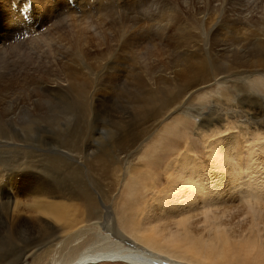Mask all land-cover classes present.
<instances>
[{
    "label": "rangeland",
    "instance_id": "374dc122",
    "mask_svg": "<svg viewBox=\"0 0 264 264\" xmlns=\"http://www.w3.org/2000/svg\"><path fill=\"white\" fill-rule=\"evenodd\" d=\"M54 1L57 2L58 0H46L45 5L43 4V8L46 7L45 10H42L43 14L50 17L46 19L47 21L44 20L43 29L46 31L55 27L56 29H54L61 33V36L56 40L57 44H54L56 45L54 49L58 45V55L56 54L53 59L51 56L43 55L42 61L44 62H40L43 64L42 66L40 63L31 66L27 59H15V54L18 55L17 57L20 55L12 52L10 56L15 59L12 61L14 69L8 71L11 72V75L4 77L6 82L2 86L3 89L0 90V93H2L0 94V110L9 109V114L13 112L12 115L16 116V118L14 116L13 121L7 117L8 122L0 119V264H67L86 250L128 249L131 246L129 241L141 246V243L135 240L134 235L131 233L155 227L157 221H161L169 215L165 212H158L162 202H165V204L162 203V205H165L164 207H169V198H171L170 190L166 188L168 175L163 172L168 161L172 160L169 154L186 149L185 145L187 146V141H189L195 151L200 154L198 155L200 162L205 164L209 159H207L205 153L206 146L202 139L204 138L203 133H205L204 131L210 133V130H212L210 138L221 139L222 143L230 139L228 141L234 144L233 148L236 151H233L236 158L238 159L241 154L243 156L242 162L239 159H235V162L241 163L243 169H246L249 160L248 145H253L252 150L256 149L257 136L262 134L260 136L264 137V67L257 66L253 68L251 65H243L236 69L232 65V59L235 56L246 59L252 54H256L257 58V55L264 58V25L260 27L259 23V19L264 14V0H230V4L225 3L223 8L219 7L221 10L219 14H216L218 20L213 25L214 27L209 28V25L205 22L204 25L198 27L199 30L194 29V26L191 34H195L196 38L194 39L199 40L193 41L194 39H192L191 41L190 39L191 42L186 40L187 43L184 42L179 30L180 25L176 23L164 25L167 34L165 35L166 38L165 36L162 37L163 40L160 37L163 29L160 21L144 20L139 22V25H135L136 31H129L131 26L128 28V25L125 24L127 19L124 13L131 7L137 10V7L143 5L139 0L129 2L110 0L111 7L115 6L116 10L119 8L117 11L121 12L120 15L115 14V11L109 12L111 17L107 15L105 10L108 8L99 0H85L88 9L92 11L90 15H88V11L83 12L77 0H59V5H64L66 2L69 4V7L62 6L60 10L54 6ZM113 1L115 2L113 3ZM152 1L155 3L153 5L155 7L152 6L149 11L156 15V19H161L164 2L160 4L157 3L159 0ZM80 2L82 3V0ZM11 3L20 8L24 18L29 17L38 8L35 0H13ZM118 4L121 6L118 7ZM179 5L181 12L176 11L181 15L183 24H193L199 15V19L202 18L203 15H201L198 8L195 9L200 14L196 18H185L191 16L186 13L189 8L185 6L184 0ZM171 6L174 7L173 4ZM23 7L27 9L25 13H23V10H25ZM99 7L102 9L98 12ZM145 7L143 5V8L139 10H144ZM210 12H213V10L211 9ZM67 15L71 16L70 21H67L65 17ZM87 15L89 18L91 17L93 22L96 19L100 23L104 21L106 26L103 31L105 33L103 34L104 37L97 38L93 35L94 32L91 34L90 29L86 30L83 37L78 28H72V18L73 21L77 22L78 18L88 19ZM107 16L116 20L119 18L124 23L122 25L125 28L122 29L120 27L122 25L119 24H116L119 26H115L109 23L111 19L109 20ZM102 19L104 20L102 21ZM1 24L8 31L5 30L6 32L1 33L3 36H0V47L9 48V46H14V43L22 44L29 40L35 41V39L28 38V33H26V36L25 27L17 26L16 23L7 19H3ZM71 31H76L78 34ZM250 35L251 37H248ZM77 44L79 47H84L81 49L84 50L83 57L86 60H82V63H79L78 66L72 64L71 67L72 71H75L72 75L80 81L82 87L81 83L86 82V89L81 88V94L78 90L76 91L72 87L69 88L65 81H61L63 83V87H61L55 84L56 78L46 77L47 72L59 71L63 68L66 61L60 55L68 49L69 51H66L64 55L71 53V48H77ZM153 46H156L157 49H153ZM203 46L207 47L204 48ZM211 48H214V50ZM223 48L228 49L230 52L224 53L220 50ZM184 51L187 52L186 56H184ZM192 51L194 54L197 53L195 56L201 57L200 66L195 65L196 68L193 67V72L188 71L186 74L179 72L177 69L175 71L172 64L176 60L190 59ZM213 51L217 53L214 52V54ZM248 53L249 55H247ZM242 54L243 56H241ZM215 55H217V58ZM10 56L8 57L11 61ZM57 56L59 57L57 58ZM191 62L192 64L195 63L192 58ZM225 65L228 67L226 68ZM52 66L56 69L50 68ZM77 68L81 71V74L77 72ZM257 69L263 71H256ZM250 71L253 73H249ZM257 75L258 78H256ZM225 77L227 78L225 79ZM42 85L46 87L44 88ZM51 85L59 86V88L54 87V89H51ZM35 99L42 101L41 104H36L38 108H34ZM34 109L40 110V112L39 110L37 112L38 119L34 118V115L37 114ZM93 109H97V111ZM240 110H244L249 115L243 113L244 116H241L239 114ZM46 111L51 114V121L44 119ZM186 114L190 116L187 117ZM246 118L254 123V127H248L251 123L247 122ZM240 127H246V130L244 128L240 129ZM168 128L170 130H167ZM23 129H30L31 132ZM165 130L168 132L163 133ZM254 130H257L258 133ZM227 131L228 133H226ZM165 134L168 136L166 137ZM159 137L162 138V144ZM224 138L228 139L224 140ZM235 138H238V141ZM156 139L158 140L156 141ZM153 141L158 143L152 144ZM236 141L239 142V146L235 144ZM251 141H254V144ZM146 145L148 153L145 150ZM236 145L239 148H236ZM167 148L170 149L167 150ZM155 151L158 153L156 162L150 159L141 160L142 155L154 153ZM261 152L264 151L260 150L255 155L260 158L261 167L263 165L262 169H264V155ZM251 153L254 154V151ZM252 157L255 158V156ZM88 159L93 160L89 161ZM115 164L119 166L117 167ZM122 164L123 166H121ZM203 169L202 167L201 171ZM150 170H153V172ZM157 172H161V175L164 173V175L157 185H152L153 175ZM126 175L128 176L126 177ZM131 175H134L135 178ZM259 175L257 179L261 181L263 177L262 174ZM111 177L113 178L111 179ZM148 177L150 180L147 179ZM133 178L137 179L139 184L135 185ZM117 180L121 182L115 183ZM42 182L46 183L43 184ZM41 185H46L43 186V189L47 187L48 190L56 193L55 196L49 199L44 198L46 202L56 203L59 201V203L65 202L69 205L65 215L68 219L73 220L74 225L71 228L62 229L65 226L63 222L57 221L56 223V220L51 218L50 215L44 216L43 213L34 212L39 202L41 204L46 203L42 198V194H38L39 196L36 194ZM32 193L35 194L32 195ZM133 195H136L137 199ZM41 199L43 202H41ZM14 204L18 206V209L15 208L16 211L14 210ZM2 205L3 207H1ZM8 209L9 211H7ZM35 213L41 214V216L38 215L37 217ZM242 218H240L241 221L244 220ZM14 220L15 223L11 222ZM165 224L159 223L157 226L162 227ZM42 230H45V232ZM147 248L158 256L186 260L195 264H209V262L201 261L199 257L192 256L182 250H171L164 247L160 249L150 245ZM234 250L236 252L230 254V259L225 264H264V254L258 258V255H254V253L244 255V251L240 250L238 246H234ZM97 264L128 263L105 261Z\"/></svg>",
    "mask_w": 264,
    "mask_h": 264
},
{
    "label": "bare ground",
    "instance_id": "6f19581e",
    "mask_svg": "<svg viewBox=\"0 0 264 264\" xmlns=\"http://www.w3.org/2000/svg\"><path fill=\"white\" fill-rule=\"evenodd\" d=\"M11 1L13 2V0H0V31H1L0 32V36L1 37L3 36L1 33L8 31V29L6 27H3L2 24H1L3 19H7L9 21H12V22L16 23L17 26H20V27H23V28L25 27V30H24V31H26L25 34L28 33V35H29L28 38L29 39H35V41L34 40H29L28 42H25V43H22V44H15L14 43V46H11V47L9 46V48L0 47V90H1V88L3 89L2 86L5 85V82H6L4 80V77L8 76V75H11V72H8V71H11L12 69H14V65H13L12 61H14L16 58H18L19 60L20 59H27V61L31 64V66H32V64L35 66V65H38L40 62L41 63L44 62V61H42L43 55H46L48 57L51 56L52 59L55 58L56 57L55 55L56 54L58 55V51H57L58 45H57V48L54 49L55 46H56L54 44H57L56 40H57V38H59L61 36V33H59L58 31L55 30L56 29L55 27H54L55 29L54 28L53 29L49 28L46 31H44V29H43L44 28V24H45L44 20H46L47 18H50L49 15L46 16L42 12V10L46 9V7H45V9L43 8L44 7L43 4L45 3L46 0H35V2H37V4H38V5L36 4L38 6V8H36V10L34 12H32L30 14V16L27 17V18H24V15L21 14L20 8L15 6V5H13L11 3ZM58 1L57 2L54 1V3H53L54 6L56 8H58V10H60L62 6L63 7L66 6L65 8L69 7L68 2H66L64 5H59ZM77 1L81 5V7L83 9V12H85V11L87 12L88 11L89 14L88 13L87 14L90 15V12H92V11H90L88 9V5L85 4L86 1L82 0V3L80 2L81 0H77ZM100 1H102L103 5L106 6L109 9V11H107L108 9H105L106 12H107V15H109V12L112 13L113 11L116 12L115 14L120 15L121 12L119 13L117 11V10H119V8L116 10L115 6L111 7L110 0H99V2ZM124 1L129 2L131 0H124ZM139 1L142 2V4L146 6L144 8V10H139L140 8H143V5H140L139 7H137V10L134 7H131L126 13H124L125 18L127 19V23H125V24L128 25V28L131 26V29L129 31L132 32L133 30H135V28H136L135 25H139L138 24L139 22H143L144 20H151V21H155L156 20V21H160V25H162L163 29H162V33L160 35V37L162 38V37H164L167 34V31H166L167 29H166V26H164V25L167 24V23H171V24L176 23V24L180 25L179 30L181 31L182 37L184 38V42H186V40H187V42H189L190 39L192 41V39L196 38L195 34H191V30H192V28L194 26H195L194 29H198L199 26L204 25V22L207 25H209V28L211 26H213L215 24V22L218 20V18H217L218 16H216V14L220 13L219 11L221 10V8H223L225 6V3L226 4L227 3L230 4V0H184L185 6L187 8H189L186 13H188V15H191V16H187L185 18H188V17L196 18V16H198V14H200V13L203 16H201L202 18L199 19V16H200L199 15L197 17V20L193 24H188V23H184L183 24L181 15L176 11V10H178L179 12H181V8H179V6H180L179 4H180V2H182V0H177V1H174V0H159V1H157V3H160V4L162 2H164V9H162L163 11L161 10L162 11L161 19H156V15L152 14L149 11V9L153 5H155V3L152 0H139ZM154 1H156V0H154ZM197 1H199V2H197ZM114 2L115 1H113V3ZM216 3H217V5H216ZM171 4H173L174 7H172ZM9 6H10V9L8 10ZM117 6L120 7L121 5L118 4ZM134 6H135V4H134ZM191 6H192V9H191ZM153 7H155V6H153ZM219 7H221V8H219ZM195 8H198L200 13ZM23 9H25V8L23 7ZM82 9H80V10H82ZM98 9H99L98 10V12H99V11H101L100 9H102V8L99 7ZM211 9L213 10V12H210ZM157 10H159L158 7H157ZM26 11H27V9L23 10V13H25ZM183 13L185 14V12H183ZM42 14H43V16H42ZM100 14H101V12H100ZM115 14H112V15H115ZM88 15H87L88 19L83 18V17H82V19H80V18L77 17L79 19L77 22L73 21V18H72V20H71L72 28L73 27H75V29L78 28L80 34L83 37L85 36V32L88 29H90L92 31L91 34H93V32H94L93 35L97 36V38L104 37L103 34H105V33H103V31H104V29H106V26H105L104 21H103L104 19H102L103 23L102 22L100 23L99 21H97V19L95 21L94 18H93V20H94V22H93L91 20V17L89 18ZM109 16L111 17V14ZM182 16H183V14H182ZM60 17H61V15H60ZM65 17H66L67 21H70L71 16L67 15ZM110 17H108L109 20L111 19ZM239 17H241V16H239ZM244 17H242V18H244ZM104 18H106V17L104 16ZM89 19H90V21H89ZM109 23H112L115 26H119V25L124 24V23H122L119 20V18L117 20L112 18L111 22H109ZM259 23L261 25L260 27H263V25H264V14H262L261 18L259 19ZM116 24H119V25H116ZM120 27L122 29L125 28L123 25L120 26ZM203 29L205 31L204 27H203ZM207 31H210V30H207ZM71 32H76V31H71ZM251 33H253V31H251ZM254 33H255V31H254ZM19 34H21V33H19ZM22 34H23V32H22ZM75 34H78V33L76 32ZM202 34L204 35V33H202ZM126 35H127V33H126ZM198 35H200V34H198ZM26 36H27V34H26ZM200 36H202V35H200ZM253 36H254V34H253ZM86 37H88V36H86ZM248 37H251V35L248 36ZM24 38H27V37H24ZM165 38H166V36H165ZM187 38H189V39H187ZM162 40H163V38H162ZM164 40H168V39H164ZM195 40H199V39H194L193 41H195ZM211 40H210V42H211ZM21 42H22V40H21ZM181 43H183V42H181ZM181 43H179V44L182 45ZM166 44L168 45V42ZM202 44H205V43H202ZM59 46H62V45H59ZM76 47L79 48V49L77 50V48H75V49L71 48V50H70L71 53H66V55H64V53L67 51V50H65V52L63 54H61L60 57L63 56L62 58L66 61V62H64L66 64H64L62 62L64 64V66H63V68H61V70H59V71H53L52 70V72H47L46 77L50 78L52 76L53 78H56L55 79V84L59 85L61 87H63V83L62 82L65 81L66 85H69V88L72 87L76 91L78 90L80 92V94H81V92H82L81 88H85L86 89V86H85L86 82L85 83H81L83 85V87L80 85V83H79L80 81L76 77H74L72 75L74 70L72 71L71 65L72 64L73 65L76 64L78 66L79 63H82V60H86V59L83 57L84 50L81 49L83 46L79 47L78 44H77ZM163 47H165V46H163ZM206 47H204V48H206ZM213 47H216V46H213ZM154 48L157 49L156 46L155 47L153 46V49ZM190 48H193V47H190ZM196 49H198V48H196ZM211 49L214 50V48H211ZM220 50L224 51V53H227V51L230 52L226 48H223V49H220ZM220 50H216V51H220ZM61 51H62V49H61ZM68 51H69V49H68ZM198 51H199V49H198ZM216 51H213V53L214 52L217 53ZM12 52H16L20 56L17 57L18 55L15 54L16 57H15V59H13L10 56L12 54ZM194 52L190 55V59H188V60H187V58H185L183 61L182 60H180V61L176 60V62H174L172 64V66L175 68V71L177 69L179 72H181L183 74H186L188 71L193 72V67H195V65H199L200 66L201 57L199 58V57L195 56V54H197V53L194 54ZM184 53H185L184 56H186L187 52L184 51ZM180 54H181V52H180ZM188 55H189V53H188ZM247 55H249V53ZM8 56H10L12 58L11 61H10V58ZM198 56H199V53H198ZM215 56L217 58V55H215ZM223 56H225V55H223ZM241 56H243V54ZM257 56H258V58L256 57V54H252L251 56L247 57L246 59L245 58H238V57L235 56L234 59H232V65H234V67L236 69L237 68L239 69L243 65H245V66H250L251 65L253 68L254 67L256 68L257 66H263L264 67V58L262 56H260V55H257ZM58 57L59 56H57V58ZM212 57H213V55H212ZM191 58L197 64H195V63L192 64ZM176 59H178V58H176ZM41 63H40V65L42 66L43 64H41ZM228 63H230V62H228ZM223 65H224V63H223ZM203 66H205V65H203ZM225 66H226V68L228 67L227 65H225ZM217 67H218V65L216 66V68ZM38 68H42V67H38ZM50 68L56 69L54 66H52ZM223 69H225V68H223ZM38 70H41V69H38ZM76 70H78V68ZM85 70H87V69L85 68ZM259 70L263 71L262 69H259ZM259 70L257 69L256 71H259ZM77 72L79 74H81V71L78 70ZM222 73H224V72H222ZM249 73L252 74L253 72L250 71ZM257 73H255V74H257ZM259 74H260V72H259ZM182 76H184V75H182ZM252 77H253V75H252ZM226 78L227 77H225V79ZM256 78H258V75H257ZM198 79H203V78H198ZM58 80H60V81H58ZM188 80H191V79H188ZM192 81H194V80H192ZM205 84H208V83H205ZM111 85H109V86H111ZM42 86L44 88L46 87L44 85H42ZM59 86H54L53 85L51 87V89H54V87L59 88ZM240 87H242V86H240ZM48 90H50V89H48ZM206 91H208V90H206ZM0 94H2V93H0ZM77 94H79V93H77ZM77 97H78V95H77ZM35 100H36L35 105L36 104L39 105L42 102L41 100H38V99H35ZM238 101L239 100L237 99V102ZM35 105H34V108H38V106L36 105V107H35ZM81 106H83V105L81 104ZM88 109H90V108H88ZM13 110H15V109H13ZM38 110H35V112L37 113ZM93 110H95V109H93ZM244 110H240L239 114L241 116H244L243 115V113H245ZM5 111H6V114H5ZM95 111H97V109ZM39 112H40V110H39ZM12 114H13V112H12ZM12 114L11 113L9 114V109L8 110H5V109L4 110H0V119H3L5 122H8L9 121V120H7V117H8L9 119H12L11 121H13L15 115H12ZM245 114L247 115V113H245ZM90 115H89V117H90ZM9 116H12V117L10 118ZM186 116H187V114H186ZM189 116H187V117H189ZM15 118H16V116H15ZM34 118L38 119V113L34 115ZM21 119L23 120V118H21ZM21 119H19V120H21ZM44 119L46 121H51L52 120L51 114L46 111L45 115H44ZM247 122L251 123L250 119H247ZM256 122H258V121H256ZM180 124H181V122H180ZM253 124L254 123H251L250 125L247 124V125H248V127H250V126H253ZM26 126H27V124H26ZM176 126H178V125H176ZM233 126H234V123H233ZM237 126H238V124H237ZM29 128H30V126H29ZM235 128H237V127H235ZM243 128L245 129L246 127H243ZM243 128L240 127V129H243ZM23 130H25V131L29 130L31 132L30 129H23ZM167 130H170V129L168 128ZM167 130H165L163 133L168 132ZM248 130H250V129H248ZM258 130H260V129H258ZM3 131H5V130H3ZM211 131L212 130H210V133L204 131L205 132V133H203V137L204 138H202L203 141H204L203 143L206 146L205 153L207 154V159H209L208 161H206L205 164L200 162V157L198 156L200 154H198L195 151L194 147L192 146L191 142H189V141H187L188 145L187 146L185 145L186 149L179 150V152H173V154H171V155L169 154V156H171L172 160L168 161V163L166 164L165 169H164L163 172L166 175H168L167 176L168 185H167L166 188L168 190H170L171 198H169L170 199L169 207H164L165 205H162V203H163L162 202L160 207H159V210H158V212H165L166 214H169V215L165 219H163L161 221H157L155 223V227H151L148 230H142V231H138L137 230L135 232L133 230L134 233H131V234L134 235L135 240H137L139 243H141V246L140 245L138 246V244L129 241V244H131V246L128 249H125V248L124 249H117V250H115V249L106 250L105 249V250H93V251H87L86 250L84 252H81L79 255H77V257L74 258L72 261L70 260L67 264H97V263H101V262H105V261H110V262L111 261H119V262H124V263H128V264H195V263L188 262L186 260L182 261V260H177V259H171V258H168L166 256H162V255L158 256L151 249L147 248V246H149V245L153 246V247H158L160 249L164 247V248L171 249V250H173V249L174 250H182V251H184L186 253H190L192 256L195 255V256L199 257L201 261H204L206 263L209 262V264L210 263L211 264H225L228 261V259H230V254L236 252V250H234V246H238L240 250H243L244 251V255H251L252 253H254V255H258V258H260V256H262L264 254L263 253V248H264V169H262L263 165L261 167V163H260V160H259L260 158H257L256 157L257 155H255V154L259 153L260 150L264 151V137L260 136L262 134H259L257 136L258 139H257V142H256L257 144L255 143L256 144L255 145L256 149L254 148L255 150L254 149L252 150V146L253 145L252 146L250 144L248 145L247 149L249 151L248 152L249 153V155H248L249 160L247 161L246 169H243V166H242L241 163L238 164L237 161L235 162V159L236 160L239 159V161L242 162L243 156L241 154L238 157V159L236 158V156L234 155V151H233V150H235L233 148L234 144H231V141H228L230 139L224 138V140L225 139H228V140L222 143L221 139L217 140V139H213L212 137L210 138V136H211L210 134H212ZM235 131H233V132H235ZM254 131H256V133H258L257 130H254ZM20 133H19V135H20ZM226 133H228V131ZM237 133H240V132H237ZM165 135H163V137H165ZM201 135H202V133H201ZM201 135H200V137H202ZM167 136L168 135H166V137ZM221 138H223V137H221ZM239 138H241V137H239ZM157 140L158 139H156V141ZM159 140L161 141L162 138L160 139V137H159ZM235 140L238 141V138L237 139L235 138ZM154 141L152 142V144L153 143L154 144L158 143V142L155 143ZM237 141L235 142V144L239 143V142L237 143ZM146 142H148V141H146ZM162 142L163 141H161V144H162ZM251 142L253 143L254 141H251ZM149 143H151V142H149ZM229 146H230V148H229ZM238 146H239V144H238ZM146 147H147V145L145 146V150L147 152L148 148H146ZM167 147H169V146H167ZM242 147L244 148L245 146H242ZM242 147H240V148H242ZM236 148H239V147H237V145H236ZM143 149H141V150H143ZM169 149L167 148V150H169ZM149 150H152V149H149ZM153 150H155V149H153ZM88 151H90V150H88ZM116 151H118V150H116ZM252 151H254V154L251 153ZM147 153L140 157L141 160L142 159H150V160H153L154 162H156V160L158 158L157 151H155L154 153H149V154H147ZM261 153H263V155H264V152H261ZM82 154H84V153H82ZM90 154L95 155L93 153H90ZM96 154L100 155L98 152H96ZM132 156H134V155H132ZM252 156H255V158H253ZM74 158H75V156H74ZM132 158H130V159H132ZM76 159H77V157H76ZM127 159H129V158H127ZM88 160L92 161L93 159L92 160L88 159ZM88 160H87V162H88ZM75 161H73V162H75ZM146 161L149 162L148 160H146ZM153 161H150V162H153ZM109 162H112V161H109ZM126 162H128V161H126ZM90 163H93V162H90ZM90 163H89V165H91ZM128 163H132V162H128ZM78 164H80V163H78ZM135 164H134V166H135ZM82 165H84V164H82ZM121 166H123V164ZM141 167H143V166H141ZM149 167H151V166H149ZM202 167L204 169L201 171ZM239 168H241V169L239 170ZM123 169H125V168H123ZM138 169L136 170L137 172H138ZM146 169H149V168H146ZM131 170H134V169H131ZM150 171L153 172V170H150ZM245 171H246V173H245ZM71 172L73 173V171H71ZM152 172H150V173H152ZM242 172L244 174H241ZM164 173L162 175H161V172H157V174L154 173L155 175H153V184L152 185H157L159 183V181L162 179V176L164 175ZM259 174H262L261 176L263 177L261 179V181H258V179H257V177L260 176ZM128 175H126V177ZM131 176L135 178L134 175H131ZM112 178L113 177H111V179ZM121 178H119V179L121 180ZM134 178H133V183L135 185L139 184V181L137 179H134ZM147 179L150 180L149 177ZM40 181H42V180H40ZM43 181H44V179H43ZM14 182L17 183L15 180H14ZM117 182H118V180L115 183H117ZM120 182H118V183H120ZM42 183H40V184H42ZM45 183H43V184H45ZM46 185H43V186H46ZM13 186H14V184H13ZM43 186L42 185L39 186V190L36 193L37 195L38 194H42L44 196V197L42 196L43 199L44 198L49 199V198H51V197L56 195L55 192H53L52 190H48L47 187L45 189H43ZM142 187L144 188V186H142ZM83 191L85 192V190H83ZM146 191H144V192H146ZM141 193H143V192H141ZM33 194H35V193H32V195ZM59 196H61V195H59ZM133 196L136 197V195H133ZM34 198H36V197H34ZM131 198H134V197H131ZM131 198H130V200H131ZM136 199H137V197H136ZM44 200L46 202V199H44ZM55 200H56V197H55ZM94 200H95V198H94ZM70 201H72V200H70ZM97 201H99V200L97 199ZM37 202H39V201H37ZM41 202H43L42 199H41ZM129 202H131V201H129ZM33 203H35V202H33ZM70 203H72V202H70ZM70 203H68V204H70ZM163 204H165V202ZM92 205H93V203H92ZM8 206H9V204H8ZM68 206L69 205H67L65 202H60L59 203V201H57L56 203H54V202L49 201V202H46V203L43 202L42 204L39 202V204L36 206V210L35 211L33 210V208H31V209L34 212L38 211L40 213L45 214L44 216L50 215L51 218L56 220V223H57V221L58 222L60 221V222L64 223L65 226L62 229H69L74 224H73V220L68 219L66 217V215H65L66 209L69 208ZM1 207H3V205ZM19 207H21V206H19ZM15 208L18 209V206L15 205L14 210H15ZM9 209L7 211H9ZM145 210L147 211V208ZM149 210H151V209H149ZM136 211H137V209H136ZM158 212H155V213L159 214ZM14 213H17V212H14ZM35 214H37V213H35ZM38 215L41 216V214H37V217H38ZM242 217L244 218L243 221H241V219H240ZM48 218H49V216H48ZM11 222L15 223V220L11 221ZM132 222H134V221H132ZM41 223H42V221H41ZM159 223H166V224L162 225V227H158L157 224H159ZM11 225H14V224H11ZM136 227H138V226H136ZM42 231L45 232V230H42ZM142 243H145V244H142ZM145 245H147V246H145ZM160 246H162V247H160ZM158 248H156V249L158 250ZM239 256H242V255H239ZM256 258H257V256H256ZM193 260H195V259H193ZM229 262H231V261H229ZM237 262H239V261H237Z\"/></svg>",
    "mask_w": 264,
    "mask_h": 264
}]
</instances>
